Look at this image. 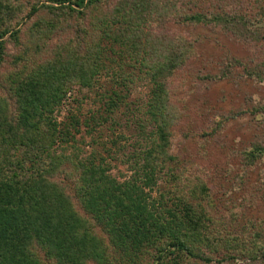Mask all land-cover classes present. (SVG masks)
Masks as SVG:
<instances>
[{
	"label": "rangeland",
	"instance_id": "obj_1",
	"mask_svg": "<svg viewBox=\"0 0 264 264\" xmlns=\"http://www.w3.org/2000/svg\"><path fill=\"white\" fill-rule=\"evenodd\" d=\"M10 1L17 7L12 27L18 29L19 44L6 37L0 66V103L14 112L15 104L7 93L8 75L32 60L41 63L52 59L61 46H74L77 39H94L96 32L90 31V21L101 12L87 8L81 15L64 6L67 3L53 0ZM117 1L102 0V10L110 12ZM153 2V11L139 29L143 33L140 43L147 40L151 46L156 39L173 42L184 54V61L166 80L171 116L169 153L175 159L169 164L170 171L164 169L159 174L151 196L158 199L164 193L172 198L175 190L188 195L200 179L208 194L200 202H193L198 201L205 209L211 222L210 235L219 233V241L220 236H229L236 248L228 252L234 256L231 259L222 245L215 252L202 247L212 260L190 258L187 264H264V0ZM71 7L76 9L74 4ZM196 14L204 18L189 19ZM48 21H53L54 28L42 38L41 47L37 51L26 49L30 46V28L39 25L47 30ZM84 28L87 35L82 34ZM102 44L107 57L114 58L113 63H107L108 71L103 70L91 87L73 83L55 111L61 128L69 125L72 116L79 117L83 124L69 142L58 143L55 152L60 157L54 179L65 187L78 213L90 222L74 195L79 173L76 162L93 156L95 162L109 166L112 176L129 178L145 146L139 123L151 87L149 77L128 65L133 63L129 56L116 60L122 46L115 44L114 51L108 52L109 41ZM24 49L29 58L16 60ZM119 68L133 74L135 82L126 102L106 115L107 121L96 124L91 118L105 116V102L114 89L120 88L111 76L112 72L119 73ZM153 128L147 124V130ZM256 147L260 151L251 157ZM94 229L108 243L101 227ZM35 250L44 264H51L41 249ZM112 264L132 262L122 255ZM136 264L159 263L144 255Z\"/></svg>",
	"mask_w": 264,
	"mask_h": 264
},
{
	"label": "trees",
	"instance_id": "obj_2",
	"mask_svg": "<svg viewBox=\"0 0 264 264\" xmlns=\"http://www.w3.org/2000/svg\"><path fill=\"white\" fill-rule=\"evenodd\" d=\"M53 1L67 3L64 6L81 15L87 8L101 14L90 21V31L96 32L94 39H77L74 46H61L52 59L41 63L32 60L8 75L7 93L15 111L0 103V264H44L36 247L51 264H112L122 255L132 264L144 255L159 264H187L190 258L212 260L202 247L215 252L222 245L227 253L236 248L229 236H220L219 241V233L210 235V219L199 203L208 191L200 179L188 195L174 189L177 194L172 198L164 193L158 199L151 196L159 174L164 169L170 171L169 164L175 159L169 153L171 116L166 80L184 61V54L173 42L156 39L151 46L147 40L140 43L143 33L139 29L153 11V0H118L110 12L102 10V0ZM16 8L10 0H0V66L6 37L19 44L18 29L12 27ZM202 18L199 14L189 16L195 21ZM47 23V30L39 25L30 28L26 49L37 51L41 47L42 38L54 28L53 21ZM87 32L82 29L83 35ZM105 41L110 43L108 52L114 51L115 44L122 46L116 60L129 56L133 63L128 65L149 77L151 87L139 123L145 146L132 175L117 179L106 163L95 162L93 156L76 162L79 173L74 195L90 222L78 213L65 187L54 179L59 166L58 143L69 142L83 124L72 116L69 125L61 128L55 111L73 83L91 87L103 70L108 71L114 58L107 57ZM26 49L15 59L27 60ZM106 58L109 61L105 63ZM111 76L120 88L105 102V116L91 118L99 125L126 102L135 82L133 74L121 68ZM147 124L154 128L147 130ZM259 151L256 147L250 156L256 157ZM196 199L199 202H193ZM95 226L107 234L108 243L96 234ZM228 257L234 258L232 254Z\"/></svg>",
	"mask_w": 264,
	"mask_h": 264
}]
</instances>
